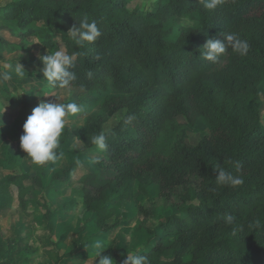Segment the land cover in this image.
Here are the masks:
<instances>
[{
  "label": "trees",
  "instance_id": "16d2710c",
  "mask_svg": "<svg viewBox=\"0 0 264 264\" xmlns=\"http://www.w3.org/2000/svg\"><path fill=\"white\" fill-rule=\"evenodd\" d=\"M84 17L97 22L101 36L81 45L70 29ZM176 17L193 18L197 25L182 26L178 35L170 36L165 23ZM0 20L18 39L10 42L0 35L3 49L23 50L35 37L51 53L58 50L59 35L73 56L70 70L77 74L68 86L85 93L77 104H92L96 99L90 94L104 92L110 93L102 102L106 114L125 109L110 128L107 150L94 161L97 170L84 173L71 187L84 210L95 215L102 237L120 223L104 225L111 214L107 201L113 195L128 198V181L137 178L155 185L163 206L173 210L157 232L145 225L156 205H138L141 226L155 240L138 252L149 264H264V94L259 91L264 78V0H223L212 10L201 0H156L151 10L130 12L125 0H10L0 5ZM230 33L248 41L246 56L230 47L216 62L200 55L207 38L223 41ZM38 104H28L24 115ZM128 114L135 120L126 124ZM177 116L190 124L203 117L208 130L196 144L180 139L163 153L156 146L158 137ZM105 121L101 114L86 120L79 136L85 146L93 145L91 138L104 131ZM4 134L0 130V141ZM22 134L21 125L15 135ZM67 144L64 135L59 151ZM218 164L242 176L243 183L218 184ZM75 165L72 161L52 172L51 179L69 180ZM38 167L36 174L16 173L7 180L41 186L45 166ZM228 214L235 218L231 224L225 223ZM96 245L89 248L98 252ZM101 245L107 247L101 256L122 264L126 256L112 243Z\"/></svg>",
  "mask_w": 264,
  "mask_h": 264
},
{
  "label": "rangeland",
  "instance_id": "374dc122",
  "mask_svg": "<svg viewBox=\"0 0 264 264\" xmlns=\"http://www.w3.org/2000/svg\"><path fill=\"white\" fill-rule=\"evenodd\" d=\"M8 1L0 0V5ZM155 2L125 0V11L151 10ZM5 24L8 25L0 20V35L10 42H18ZM188 25L196 26L197 22L190 17H176L165 23L166 28L170 29L169 35L173 37L178 35L180 27ZM55 42L58 50L65 51L59 35L55 36ZM47 53L50 51L41 46L35 37L28 39L23 50L0 48V69L6 64H20L25 71L22 76L13 72L12 79L0 82V130L5 133L0 141V264L3 261L10 264H95L97 251L89 247L97 242L105 245L112 243V248L122 256L148 250L155 240L141 226L144 217L137 209L138 205L143 204L147 208L151 204L156 205L154 216L145 221V225L157 232L158 224L173 212L172 208L163 206L155 185L147 184L146 181L145 184L136 178L128 181V198L111 196L106 204L111 214L104 225L116 221L120 223L103 237L95 215L84 210L81 199L71 191V187L84 173L97 170L94 161L102 155L94 144L85 146L79 138L86 120L92 115L101 114L106 118L104 130L110 129L125 112L124 108L110 115L103 111L102 102L110 93L90 94L96 100L92 104L81 105L82 112L66 118L61 139L65 135L68 144L55 162L44 165L45 176L41 186L31 184L30 180H7L16 173L33 175L39 171V167L26 158L20 148L19 138L15 135L18 127L23 125L31 113L24 115L23 109L28 104L41 101L77 103L85 97L83 91L71 86L53 88L43 77L40 57ZM259 91L264 94V78ZM260 110L264 123V105ZM207 130L208 125L203 117L193 118L190 124L184 116H177L169 120L161 131L157 149L168 154L180 139L196 144L200 133ZM72 161L76 165L69 180L58 183L51 179L52 172L69 166ZM70 200H73L72 206H68ZM47 212L50 216H47Z\"/></svg>",
  "mask_w": 264,
  "mask_h": 264
},
{
  "label": "clouds",
  "instance_id": "9594fccd",
  "mask_svg": "<svg viewBox=\"0 0 264 264\" xmlns=\"http://www.w3.org/2000/svg\"><path fill=\"white\" fill-rule=\"evenodd\" d=\"M206 9H215L223 3V0H201ZM74 37H78L77 43L83 45L84 42L94 43L100 36L101 31L95 20L89 22L84 17L74 25L71 29ZM226 41V42H225ZM204 51L200 53L204 59L216 62L230 47V50L240 56H246L249 52V43L246 39H242L237 33L224 35V40L215 37H209L203 44ZM43 67V77L49 82L58 84L59 87L65 88L70 82L77 79V74L70 69L74 65L73 56L66 51L57 50L47 53L40 57ZM13 72L22 76L25 71L18 64H6L0 69V82L12 79ZM92 75L91 72L88 73ZM4 111V109H3ZM83 111L82 106L75 102H44L41 101L35 106L31 113L27 116L22 125L23 134L19 138L20 148L26 153L31 161L37 166H43L49 162H55L63 153L59 151L61 144V136L66 127V118L69 115H76ZM135 120V115L128 114L124 116V123L129 124ZM2 125V124H0ZM111 134V129H105L98 132L91 138L94 144L101 152L108 148L107 137ZM216 181L220 185L238 186L243 183V177L232 175L227 172L219 164L215 169ZM225 223L231 224L235 219L234 216L228 214L225 216ZM99 251L96 254V264H114V260L110 255L101 256L103 247L97 242ZM122 264H149L147 256L134 252L127 255Z\"/></svg>",
  "mask_w": 264,
  "mask_h": 264
}]
</instances>
